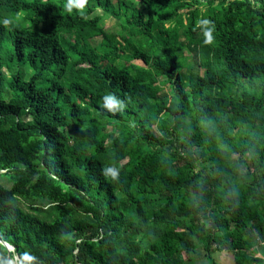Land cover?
Masks as SVG:
<instances>
[{"label":"trees","instance_id":"obj_1","mask_svg":"<svg viewBox=\"0 0 264 264\" xmlns=\"http://www.w3.org/2000/svg\"><path fill=\"white\" fill-rule=\"evenodd\" d=\"M133 1L0 0V264H254L264 0Z\"/></svg>","mask_w":264,"mask_h":264},{"label":"crops","instance_id":"obj_2","mask_svg":"<svg viewBox=\"0 0 264 264\" xmlns=\"http://www.w3.org/2000/svg\"><path fill=\"white\" fill-rule=\"evenodd\" d=\"M190 258V264H211L209 258L203 249L198 250L195 254L185 255ZM214 264H236V256L233 251L228 249L218 250L212 253ZM254 264H264V241L254 248Z\"/></svg>","mask_w":264,"mask_h":264},{"label":"rangeland","instance_id":"obj_3","mask_svg":"<svg viewBox=\"0 0 264 264\" xmlns=\"http://www.w3.org/2000/svg\"><path fill=\"white\" fill-rule=\"evenodd\" d=\"M113 2H116L117 0H112ZM129 3L130 6L134 7L136 5V3L133 1V0H125ZM97 13L98 14H101L103 13L101 9H98L97 10ZM104 24V27L107 29V31L109 33H112V34H116L119 38H121V34H122V31H121V28H120V25L118 23V21L116 19H113L112 17L111 18H106L103 22ZM101 38H94L91 40V43L94 44V45H97L99 42H100ZM9 45L10 44H7V47L6 49L4 50V55L6 56L7 55V51L9 49ZM186 58V65L183 66V69H182V72L185 74V75H188V73L192 70L191 66L193 65V59L191 57H189L187 54L185 55L184 52L180 54V59H182V61ZM134 63L136 64H139V65H143L142 61H139V60H134L133 61ZM196 71V69H195ZM10 74V72L8 71L6 73V75L8 76ZM0 183L4 184L5 186L9 187L10 185L8 184L7 181H5L4 179H2L0 177ZM19 205L24 208L25 210H27L26 208V205L23 203V202H19ZM13 264H19V263H13Z\"/></svg>","mask_w":264,"mask_h":264},{"label":"clouds","instance_id":"obj_4","mask_svg":"<svg viewBox=\"0 0 264 264\" xmlns=\"http://www.w3.org/2000/svg\"><path fill=\"white\" fill-rule=\"evenodd\" d=\"M5 23H7L5 21ZM199 25L203 26V33H204V43L209 44L213 41V32H214V24L210 19H201L198 21ZM103 106L108 109L109 111L113 110V108H123L122 102L117 100L114 94L105 95L103 97ZM111 172L113 176L116 175V172L109 168L106 169V174ZM27 255V254H25ZM29 259L35 261V257H29Z\"/></svg>","mask_w":264,"mask_h":264},{"label":"water","instance_id":"obj_5","mask_svg":"<svg viewBox=\"0 0 264 264\" xmlns=\"http://www.w3.org/2000/svg\"><path fill=\"white\" fill-rule=\"evenodd\" d=\"M0 242H2L7 247L9 253L15 250V248L12 245L8 244L7 242L2 241V240H0ZM16 260H18L20 262V264H22L21 261L19 260L18 255H15L14 258H12V256L10 254L8 255V263L9 264H13L14 261H16Z\"/></svg>","mask_w":264,"mask_h":264},{"label":"bare ground","instance_id":"obj_6","mask_svg":"<svg viewBox=\"0 0 264 264\" xmlns=\"http://www.w3.org/2000/svg\"><path fill=\"white\" fill-rule=\"evenodd\" d=\"M52 68V67H51Z\"/></svg>","mask_w":264,"mask_h":264}]
</instances>
